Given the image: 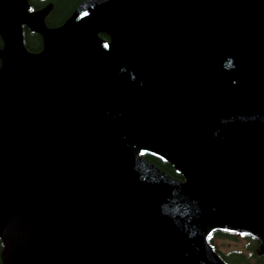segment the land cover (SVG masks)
<instances>
[{
  "label": "water",
  "instance_id": "obj_1",
  "mask_svg": "<svg viewBox=\"0 0 264 264\" xmlns=\"http://www.w3.org/2000/svg\"><path fill=\"white\" fill-rule=\"evenodd\" d=\"M49 8L0 0L3 263L214 264L215 227L264 252V0Z\"/></svg>",
  "mask_w": 264,
  "mask_h": 264
},
{
  "label": "trees",
  "instance_id": "obj_2",
  "mask_svg": "<svg viewBox=\"0 0 264 264\" xmlns=\"http://www.w3.org/2000/svg\"><path fill=\"white\" fill-rule=\"evenodd\" d=\"M81 1L83 0H32L30 1V5L33 9H40L48 3H51L52 9L46 16L45 21L48 26H57L72 13ZM23 42L29 52H39L42 49L43 43L41 35L32 32L26 27L23 29ZM1 45L2 40L0 38V46ZM144 157L168 175L177 178L180 177L170 164L151 155H145ZM242 239L246 241L244 245L245 251L234 250L228 253L216 251L219 264H248L250 263V259L254 261V264H264V253L260 251L261 243L257 237L240 230L227 228H214L206 235V242L210 248H212L218 240L240 241ZM4 250L5 243L0 236V264H3L2 253Z\"/></svg>",
  "mask_w": 264,
  "mask_h": 264
},
{
  "label": "rangeland",
  "instance_id": "obj_3",
  "mask_svg": "<svg viewBox=\"0 0 264 264\" xmlns=\"http://www.w3.org/2000/svg\"><path fill=\"white\" fill-rule=\"evenodd\" d=\"M215 246H217L218 249L224 252H228V251L240 250L242 248V243L234 242L230 240H219L215 243Z\"/></svg>",
  "mask_w": 264,
  "mask_h": 264
}]
</instances>
